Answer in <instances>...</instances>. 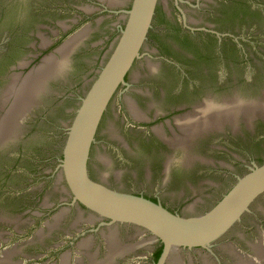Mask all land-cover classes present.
<instances>
[{
	"label": "flooded vegetation",
	"instance_id": "af4514ba",
	"mask_svg": "<svg viewBox=\"0 0 264 264\" xmlns=\"http://www.w3.org/2000/svg\"><path fill=\"white\" fill-rule=\"evenodd\" d=\"M172 1L181 19L174 20L170 9L161 7L158 0L141 57L127 73L126 83L115 94L100 121L87 167L94 180L110 188L143 196L174 213L194 216L212 209L229 191L223 192L204 211L188 212L189 202L203 199L199 188L211 191L218 187L211 180L213 173H220L226 182L229 177H236L235 183L244 175L235 174L234 168L228 165V158L235 159L247 172L258 164L254 161L246 164L236 153L235 143L242 142L246 123L249 133H264V113L249 118L240 115L235 123L225 121L219 127L201 130L182 143L174 140L183 137L186 126L207 116L204 109L208 106L217 109L233 100L242 105L255 102L264 105V3L260 4L259 0ZM132 3L133 0H0V117L4 113V94L14 78L26 77L49 58L61 61L62 68L48 77L37 98L38 104L32 105L22 122L40 115L35 114V109L44 104L53 89L64 90L57 96L66 100L76 85L80 100L83 87L95 79L116 45ZM156 20L159 25H155ZM236 23L239 30L234 29ZM246 23L255 27L249 38H245L241 29ZM258 35L262 37L261 46L256 45L255 52L262 64L249 55L245 47V44H254L251 39ZM74 36L77 40L64 59L61 49ZM228 61L231 71L237 75L230 83L225 81L223 73ZM190 72L195 73L200 83L189 87L180 85L179 81L189 78ZM73 73L82 76L70 86L66 79ZM230 87H237L240 92L231 96L217 93ZM107 115L121 129L113 136L114 125L104 124ZM42 117L40 115L39 119ZM103 124L105 129H102ZM18 130L0 145V168L7 162V153L20 144ZM107 150L111 151L108 159L100 155ZM113 165L125 169L118 170L115 175L119 177L127 175L135 179L140 173L147 182H158L160 187L150 192L144 188L127 190L118 184L111 185L106 180L114 176L109 172ZM43 199L39 196L38 207H32L43 212L42 220L65 212L75 213L78 218L74 225L63 229L64 243L59 246H46L36 234H31L23 244L33 249L31 253L55 251L57 254L70 248L65 254L70 257L68 264H79V261L89 264V254L98 257L107 253L105 261L109 253L107 234L116 231L119 244L130 249L115 255L111 264H159L164 251L160 240L132 225H108L107 221L101 224V219L84 206L73 203L64 190L51 204L42 205ZM170 201L176 205H170ZM32 208L25 211L30 213ZM1 221L2 218L0 225ZM79 221H82L81 227H78ZM9 231L14 237L11 240L21 237L20 230L9 227ZM79 240L87 242L88 248H81ZM237 241L234 234L227 242H218L211 249H179L170 254L164 264H171L173 257H178L182 264H235L246 249ZM248 249L253 251L252 245L246 251ZM221 250L228 253L229 261L218 255ZM31 253L25 256L27 262L36 259ZM5 255L10 257L7 251ZM59 260L62 261L61 254ZM7 263H10L8 258L0 262Z\"/></svg>",
	"mask_w": 264,
	"mask_h": 264
},
{
	"label": "water",
	"instance_id": "95a60500",
	"mask_svg": "<svg viewBox=\"0 0 264 264\" xmlns=\"http://www.w3.org/2000/svg\"><path fill=\"white\" fill-rule=\"evenodd\" d=\"M259 3H264V0H259ZM157 4L158 0H133L132 7L126 12V23L121 29L116 45L95 79L83 87L80 100L77 99L80 92L74 84L77 80L80 81L82 74H69L66 80L70 86L74 85L69 91L70 98L63 100L57 95L64 93V90L53 89L50 92L52 96L46 98L44 104L35 109V114L39 112L43 117L39 119L40 115H36L37 117L22 122L32 105L37 103L48 77L62 68V62L56 58H49L41 67L32 69L22 79L16 76L9 85L3 97L0 145L10 140L19 127L17 135L20 144L7 153V162L0 168V218L3 220L0 225V247L4 244L0 249V262L4 263L8 258L10 263L7 264H68L70 257L65 254L71 251L70 248L57 254L55 251L31 253L33 250L31 247L23 246L31 234H36L46 246L52 244L59 246L64 243L62 231L74 225L77 215L65 212L60 216L58 214L54 218L42 220L43 212L38 208H32L34 205L38 207L36 199L39 196L44 197L41 204L47 205L53 203L54 198H60L64 190L72 198L73 203L84 206L92 215L101 219V224L104 225L107 221L108 225H132L153 239L160 240L164 244V251L159 264H164L174 251L183 248L211 249L218 242H227L234 234L237 235V242L243 249L249 248L250 245L253 248V251L244 249L245 255L238 256L235 264H264V133H261L262 135L249 133L247 123L242 142L235 143L236 153L247 161L246 164L254 161L259 165L255 164L247 172V169L235 159L228 158V165L234 168L235 174L244 175L239 176L235 183L236 177H229L226 182L220 173H213L211 180L215 181L218 187L211 191L199 188L203 199L189 202L188 212L204 211L223 192L229 191L212 209L199 215L183 216L174 213L143 196L110 188L89 175L87 162L97 128L115 94L126 83L127 73L141 57V50L152 26ZM161 7H168L174 20L181 19L172 0H161ZM159 24V20H156L155 25ZM251 24L246 23L241 28L245 38H249L253 33L255 27ZM239 28L236 23L234 29ZM76 38L72 37L61 49L64 59L68 50L75 44ZM261 40L262 37L258 35L251 39L254 44H245V47L247 53L256 57L262 64V60L257 58L255 52L256 45L261 46L259 44ZM229 64L228 61L223 72L228 83L233 76H237L231 71ZM179 82L180 85L189 87L199 84L200 80L194 72H190L189 78L181 79ZM239 92L237 87L217 91L218 94H228L227 96ZM204 112L208 115L203 116L200 122L186 126L183 137L174 140L176 143L191 139V135L195 136L201 130L219 127L225 121L235 123L240 115L249 118L257 113L263 114L264 105L263 102L242 105L233 100L217 109L208 106ZM108 123L114 125L111 128L112 136L121 130L119 124L109 115L104 124ZM104 124L102 129H105ZM110 152L107 150L100 155L108 159L111 157ZM119 169L125 170L120 165L109 168V172L116 176L115 180L114 176L107 178L106 181L111 185L118 184L127 190L144 188L150 192H155L160 187L158 182H147L140 173L135 179L127 175L119 177L115 175ZM55 174L58 176H53ZM57 181L60 184H56ZM206 196L211 197L208 199ZM169 204L176 205L171 201ZM29 208H32L30 213L25 211ZM251 211L253 213H250ZM82 221H79L81 225L78 227L83 225ZM9 227L20 230L22 234L18 240H11L14 237L10 235ZM107 239L109 243L107 259L103 261L107 253L98 257L89 254V264H111L115 255L130 249L119 244L116 231L107 234ZM17 244L20 246L14 248ZM81 244V248L82 246L88 248L87 242ZM5 251L10 257L5 255ZM29 253L34 254L36 259L27 262L25 256ZM60 254L62 261L59 260ZM218 255L230 260L224 250L218 252ZM79 264L85 263L79 261ZM171 264L182 263L178 257H173Z\"/></svg>",
	"mask_w": 264,
	"mask_h": 264
}]
</instances>
